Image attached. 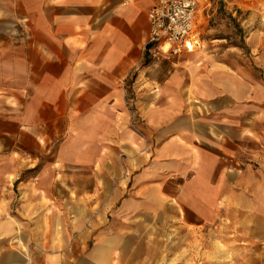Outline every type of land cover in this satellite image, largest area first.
Instances as JSON below:
<instances>
[{
	"label": "crops",
	"instance_id": "obj_1",
	"mask_svg": "<svg viewBox=\"0 0 264 264\" xmlns=\"http://www.w3.org/2000/svg\"><path fill=\"white\" fill-rule=\"evenodd\" d=\"M155 2L0 0V181L54 149L30 215L0 205V264H162L225 213L234 264H264V0H199L200 43L169 60L147 46Z\"/></svg>",
	"mask_w": 264,
	"mask_h": 264
},
{
	"label": "rangeland",
	"instance_id": "obj_2",
	"mask_svg": "<svg viewBox=\"0 0 264 264\" xmlns=\"http://www.w3.org/2000/svg\"><path fill=\"white\" fill-rule=\"evenodd\" d=\"M181 54H183V52ZM179 55L166 57L162 54H159L156 57H160V59L163 60H169ZM128 105L130 108V112H132V115L130 116L131 117L130 125H132L133 127L138 125L140 122L138 117L134 114L135 112H134L133 104H131V101H129ZM53 151L54 149H50V152L46 156L42 157L40 159L41 161L38 162V164L33 168H26L25 166L20 167L18 169L19 180L11 181V182L3 181V180L0 181L1 184L0 187L3 188L1 189V193H0V205L2 206L1 209L2 216L23 219L24 218L23 216H25L26 214L30 215V212L23 213L22 211H20L19 210L21 208L20 205L27 203L29 204V207H32L31 206L32 203H34L35 200H39V197L37 196L28 199V197L24 196L25 194L24 182H28L30 181V179L33 182L35 180L37 181L38 174H40V172L44 169L45 166H50V168H52L51 162L54 158L52 155ZM3 168L9 170L7 164L4 166L2 165V170ZM5 182L7 183L9 182L10 184L6 185ZM43 183L45 184V186H48L51 189H55V191H57V188H63L62 185L58 184L54 180H45L43 181ZM7 205H9V207ZM33 214L39 215L40 212L33 211ZM229 214L230 213H225L224 227L217 228L216 226L213 227L210 226L207 229L189 228L188 230L190 231V233H188L189 238L187 242L182 243L180 245L181 249L177 251L176 255H171V259H169L170 254L164 251L162 254V256L164 257L163 259L164 261L162 260V264H169L170 260L171 263L173 264H234V256L236 255L237 249L239 248L240 245L239 243L241 242L242 235H241V229L237 227V225L233 222L232 215ZM114 215H115L114 212L108 214L109 220H112L114 218ZM130 216L132 217L135 215H129V217ZM124 217L126 218V216H123V218ZM143 219L145 220V218ZM146 219L147 220L153 219L152 214L148 215ZM156 230L158 229L152 226L130 227L129 235L139 238L138 244L135 245V248H137V246H139V249L141 248L139 252L141 254L142 259L145 256L144 247L147 248V245H149V250L152 249L153 247L152 241L154 238V232ZM169 230L170 229L168 228L165 229L166 232L165 236L169 235L170 232ZM174 231L175 229L171 230L172 235L175 234ZM196 236L199 239L200 237L203 236V241L205 242L207 240L208 245L206 246L204 242L203 243L197 242V244L193 243L194 239L192 240V237H196ZM148 240L150 244L145 243Z\"/></svg>",
	"mask_w": 264,
	"mask_h": 264
},
{
	"label": "built area",
	"instance_id": "obj_3",
	"mask_svg": "<svg viewBox=\"0 0 264 264\" xmlns=\"http://www.w3.org/2000/svg\"><path fill=\"white\" fill-rule=\"evenodd\" d=\"M199 0H156L147 12V46L166 57L191 52L200 43L196 31Z\"/></svg>",
	"mask_w": 264,
	"mask_h": 264
}]
</instances>
